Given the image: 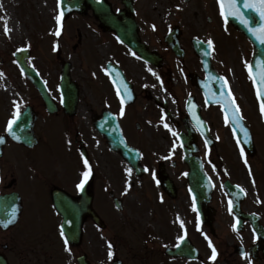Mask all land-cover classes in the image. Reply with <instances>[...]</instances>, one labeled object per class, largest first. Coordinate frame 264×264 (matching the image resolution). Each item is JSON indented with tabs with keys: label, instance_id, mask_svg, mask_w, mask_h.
Here are the masks:
<instances>
[{
	"label": "flooded vegetation",
	"instance_id": "1",
	"mask_svg": "<svg viewBox=\"0 0 264 264\" xmlns=\"http://www.w3.org/2000/svg\"><path fill=\"white\" fill-rule=\"evenodd\" d=\"M94 1H108L116 14L124 11L122 0ZM134 11V20L128 21L123 33L129 38L137 37L140 43L145 45L144 50L149 56V63L141 61L138 54L122 44L115 33L105 32L102 22L92 11H88L85 16L74 15L73 23L78 29L82 27L86 34L91 30L93 42L98 40L104 44V52L101 54L93 45L90 46V59L109 89L113 85L109 67L113 65L118 66L126 79L135 87L138 84L145 85L142 100L149 108L147 124L150 127H146V134L159 133L169 138L173 145L165 165L155 164L151 155L146 154L144 148L142 149L146 171L139 181L142 190L139 198L145 205L141 202L140 211L136 213L141 229L140 239L146 249L159 251L161 245L163 249L175 247L176 238L171 235L168 223L165 230L161 231L147 221L143 214L152 212L154 218L156 216L167 218L172 214L178 199L179 202L187 204L186 201L191 198L184 195L183 180L186 181L188 169L178 138L189 135L188 128L193 130L199 140L198 156L207 171H212V175L216 177L214 181L216 184L222 186L229 182L243 188L248 195L257 185L262 188L264 194V113L261 112L257 90L249 78V70L246 66V64L251 65L255 48L243 35L226 25L224 19L220 18L216 0H134ZM210 14L212 19L209 18ZM78 32L82 39L81 31ZM208 40L213 42L209 52L210 67L204 66L198 56V53L204 54L198 52V48L208 45ZM80 45L81 41L75 49ZM170 45L177 47L178 51H173ZM225 80L239 106L244 123L252 133L253 156L238 145L231 125L226 120V113L231 114V109L226 112L224 108ZM51 93L58 104L55 103L58 110L55 115L47 113L43 102L40 105L38 103L20 105L21 113L27 107H33L37 114L35 132L39 139L38 146L29 149L10 142L9 155L11 192H19L25 199L42 201L45 203V209H48L44 212L32 213L33 216L23 227H16L8 232L11 235L37 231L39 223L42 226L40 229L59 232V228L57 229L55 221L51 218L54 213L51 205L52 192L59 189L78 199L81 191L77 185L85 170L84 159L88 157L87 160L92 166V176L86 184V189L88 193L94 195V203L98 197V183L107 182V185H112L116 181L119 183L114 187L115 194L132 212L125 200L119 173L113 170L112 154L102 147L97 158L95 142L104 146V140L97 141L91 122L82 124V121L88 118L80 115L83 112L82 108L88 109L91 113L93 110L89 105H84L82 108L78 106L76 114L68 116L58 101L57 92L53 90ZM214 102L216 103L210 104ZM188 104L192 107L191 112H195V115L197 112L207 125L205 129H208V133L216 139L215 148L208 150L204 145L200 132L188 113ZM15 111L16 106L11 110V119ZM91 119L92 117L89 120ZM164 123L179 135L174 136L164 127ZM134 127V123L129 118L126 119L123 130L127 138L131 132L135 135ZM160 166H163L161 169L169 184V192L164 189L160 178ZM147 177L148 180L145 181ZM172 183L177 189V194ZM23 190L26 194H23ZM245 203L243 202L242 205L244 206ZM145 208H148L147 212H144ZM192 209L191 206L188 210L181 208L184 215L188 212L193 215L195 211ZM243 214H247V217L258 214L262 220L264 219V212L256 207H253L252 211L250 207L244 208ZM56 217V221L61 222L62 218ZM228 219H234L233 215ZM244 229L248 233V238L243 240V246L250 247L257 241L250 223L244 224ZM24 239L21 235L14 236L13 246L8 249L10 252L8 264H49L47 252L43 248L16 243ZM163 258L164 263L167 261L177 264L190 263L186 259H176L166 255H163Z\"/></svg>",
	"mask_w": 264,
	"mask_h": 264
},
{
	"label": "rangeland",
	"instance_id": "2",
	"mask_svg": "<svg viewBox=\"0 0 264 264\" xmlns=\"http://www.w3.org/2000/svg\"><path fill=\"white\" fill-rule=\"evenodd\" d=\"M10 9L13 13V18L11 19V25L16 26L19 30V35L14 37V42L5 43V48L0 50V68L4 70H0V72L4 73L2 77H0V122L4 121V119L8 116V110L11 105L22 103L30 100L32 96L35 95V90L30 87L28 83H25V77L18 67V64L15 60V54L18 52V49H28L32 51L35 55L30 60V65H32L36 70H38L41 74H45L47 78L50 80V83H54L56 77H58L59 69L61 68V64L63 62H68L73 67V75L77 78L82 77L83 82H79L82 84V98L88 103L89 106L93 107L97 114H99L102 109H104L103 100L104 98L109 101V94L105 86L98 88V84L96 85L94 77L86 74L87 70L85 67L82 68L77 65L76 59L77 56L74 53L73 49V41L69 45V40L67 41V37L65 39H59L56 43L57 53L60 50H64L60 54L55 55V51H46L48 47L50 49L53 48L52 39L53 35L48 33L47 28L51 32H56L61 27L57 24L55 17L58 15V7L56 0H0V36L7 39V34L4 32V24L5 17L4 11ZM7 23V22H6ZM8 25V23H7ZM68 28L66 29V31ZM70 31H67V36L69 37ZM56 38V35H54ZM72 37V36H71ZM25 44V45H24ZM31 44V45H30ZM23 45V46H21ZM16 46V47H15ZM46 51V52H45ZM52 54V55H51ZM57 57V59H55ZM58 65L57 61H60ZM3 62V63H1ZM92 78V79H91ZM78 82V81H77ZM3 87H8L9 91L2 89ZM33 89V90H32ZM99 89V90H98ZM104 92V97L103 93ZM34 91V92H33ZM112 105L117 106L115 101V96L113 94ZM134 116L136 115L133 110H131ZM141 113L144 109L140 108ZM136 118H139L137 115ZM140 137L145 140H154V147L158 146L160 138L158 135L152 134L151 138L146 137V135L141 132L139 134ZM152 147V149L154 148ZM9 155V154H8ZM8 157V156H7ZM7 167H5V177L6 182L10 179V158L5 162ZM10 182V181H9ZM7 185V184H4ZM6 193L8 191L6 190ZM23 194H26V191L23 190ZM137 193L134 195L136 196ZM103 203L97 204L98 210H105L106 207L109 206L107 200L101 199ZM127 202L134 207H138V200L132 197L127 198ZM44 203V202H43ZM45 205V203H44ZM178 207H185V204H179ZM115 217L113 219V227L109 233L110 236H120L122 239L124 237L131 240L133 238L136 239L138 233V227L135 225H131L134 221L133 215L127 217L129 219L128 225L125 228H121L120 220H123L118 213L114 212ZM105 217V213L101 214ZM148 218L147 215H145ZM106 219V218H105ZM149 219V218H148ZM136 221V220H135ZM221 218L218 221L220 224ZM222 223H225L224 221ZM158 227V223L155 224ZM161 229L163 227V220H161ZM91 229V228H90ZM42 232L40 234L31 238V236L26 237L24 240H18L17 244L25 243L29 247H38L43 248L48 255V259L50 264H54V261H58V264H75V260L80 255L86 254L92 264H111V258H109V252L106 247L107 238L109 235H102L97 231L92 230L93 233H90L84 237V242L82 246L77 250L65 249L62 247V241L56 235H49L48 231H44L43 228L40 229ZM21 235L22 234H17ZM17 235H8L0 233V250H2V246L9 245L11 246V242L14 239V236ZM231 235L222 234L221 237L227 240H231ZM217 242V240H216ZM216 242H212L213 246L216 245ZM218 243V242H217ZM134 244V245H132ZM121 249H117L114 252V257L117 259H121L126 264H142L139 263L141 260L140 255L135 256L138 251L136 250L138 247L135 242L129 243L128 247H120ZM204 248L205 257L204 259L211 255V248L209 247V242H207L206 249ZM207 250V251H206ZM220 264H224L222 261Z\"/></svg>",
	"mask_w": 264,
	"mask_h": 264
},
{
	"label": "snow or ice",
	"instance_id": "3",
	"mask_svg": "<svg viewBox=\"0 0 264 264\" xmlns=\"http://www.w3.org/2000/svg\"><path fill=\"white\" fill-rule=\"evenodd\" d=\"M218 2L220 4V8H221V15L224 16L225 19H228L229 16H234V17L240 19L241 23H243L245 26H247L249 24L250 21L247 18H245L243 13L240 12V10H239L238 0H218ZM58 3L62 4L63 0H58ZM243 6H244V8L253 10L256 13H258L261 21H264V0H244ZM63 18H64V11H63V9H61L59 11L58 15H56V17H55V20H56L58 25L61 24ZM153 28H155V25H153ZM10 31H11V29L8 27L7 23L5 22V24H4L5 34H8ZM250 31H252L254 35L257 34L256 29H250ZM60 34H61V30L58 28L57 31L55 32V35L57 37H59ZM258 38L260 39V42L262 44H264V24L260 25ZM207 43H208L209 47H213V42L211 40H208ZM25 50L26 49H18V51H21V52L25 51ZM246 66L248 67V70H249V78L253 81V84L256 86L257 97L261 102V104H260L261 112L264 113V61H262L256 65V68L259 69V71L257 73H253L252 65L246 64ZM149 71H151V69H149ZM3 75H4V73L0 72V77H2ZM225 84H227L226 80H225ZM125 91H127V89H125ZM118 94H119V90H118ZM128 99H131L130 93L128 94ZM124 103H125V100H124L123 96H121V105L123 106ZM217 103H220V101H217ZM224 107H225L226 112L229 109H231V114H230V116H226V120L231 119L232 121L236 122L238 126H240L239 121L242 119V116L240 115V109H239V106L236 104L235 97L233 96V94L231 93L230 90L228 91L227 98L224 101ZM120 115L121 116L124 115L123 107H121ZM20 116H21L20 105L16 104V111L13 114V118L11 120H9L8 125H7V131L9 133H11L13 136H15V132L13 131V126L17 124V121L20 119ZM193 116L196 119L197 124L202 125V121H200L198 118L195 117V112H193ZM162 119H164V118L162 117ZM164 127L167 128L169 131H171L174 136L179 135L178 133L173 131L167 123H164ZM242 130L245 132V136H247V130L243 129V128H242ZM15 138L19 139L18 136H16ZM2 142H3V140L0 139V143H2ZM245 163H247V161H245ZM84 168H85V170L81 174L82 179H81L80 183L77 185V188L80 191L84 190L85 185L89 182V180L92 176V166L89 164V161L87 159H84ZM127 171L130 174L132 170L128 169ZM129 187H131V185H129ZM241 191H243V189H241ZM195 200H196V198H195V196H193V210L194 211H196ZM229 211L230 212L232 211V202L231 201H229ZM14 219H15V209L13 210V213H12V219H9L7 221L2 222L3 226L5 228L8 227V225L11 224ZM181 227H183V221H181ZM234 228H235V225H234ZM61 236H64L63 230H61ZM179 239L182 242L184 237H180ZM65 244L66 245L68 244V238L67 237H65ZM177 247H179V244L177 245ZM209 247L211 248L210 260L215 261L218 253H217L215 246H213L211 240H209ZM111 248H112V245L109 244V249H110L109 250V258L112 257ZM244 255H245V257H247L246 253Z\"/></svg>",
	"mask_w": 264,
	"mask_h": 264
},
{
	"label": "water",
	"instance_id": "4",
	"mask_svg": "<svg viewBox=\"0 0 264 264\" xmlns=\"http://www.w3.org/2000/svg\"><path fill=\"white\" fill-rule=\"evenodd\" d=\"M64 2H67L66 0H64ZM25 55V54H24ZM20 62L23 64V62H24V57L23 56H21L20 57ZM27 73H28V75L31 77L32 76V73L30 72H28L27 71ZM69 78H68V76H67V71L65 70V72H64V78H63V81H62V86L63 87H69ZM39 89H40V91H41V93L44 95V90L42 89V87H39ZM74 96H75V94H74ZM74 96H73V98H74ZM110 128L111 127H109L108 129L110 130ZM105 132L107 131V130H104ZM115 142H117V140H115V139H113ZM195 167V166H194ZM199 182V181H198ZM194 189L196 190V192L198 193V197H199V201L201 202L202 201V199H203V204H205V201L207 200V197H205L204 196V189H203V187L202 186H200V185H198V184H195V187H194ZM203 196H204V198H203ZM205 200V201H204ZM7 202L6 201H4V203H3V206L5 207V210H4V213L5 212H7ZM55 204H56V207H57V209H58V211H62L61 209H60V203H59V201H56L55 202ZM84 207H85V204L83 203V202H77L75 205H74V211H73V213H71V214H69L68 212H66V216H65V219L66 220H68L69 221V227L77 220V219H80V218H82V215L83 214H81V212H79V211H83L84 210ZM8 218V215H4L3 217H2V219H7ZM66 233H67V237L69 238V240L73 243V244H78V242H79V240H80V238H81V227L79 226L78 228L76 227V228H74V226L72 227V228H68V227H66ZM81 264H83V262L81 261Z\"/></svg>",
	"mask_w": 264,
	"mask_h": 264
},
{
	"label": "bare ground",
	"instance_id": "5",
	"mask_svg": "<svg viewBox=\"0 0 264 264\" xmlns=\"http://www.w3.org/2000/svg\"><path fill=\"white\" fill-rule=\"evenodd\" d=\"M1 16V15H0ZM7 23L8 27L11 29V31L7 34V39L0 36V50H3L5 48V43L7 42H14V37L19 35V30L16 26L11 25V19H12V11L9 13L6 11L5 17L3 18ZM8 91L9 88L7 87Z\"/></svg>",
	"mask_w": 264,
	"mask_h": 264
}]
</instances>
